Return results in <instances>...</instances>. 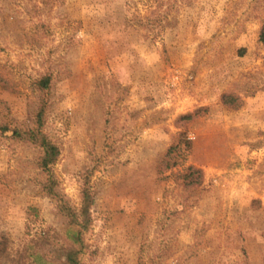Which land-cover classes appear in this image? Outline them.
I'll return each mask as SVG.
<instances>
[{
  "label": "rangeland",
  "instance_id": "1",
  "mask_svg": "<svg viewBox=\"0 0 264 264\" xmlns=\"http://www.w3.org/2000/svg\"><path fill=\"white\" fill-rule=\"evenodd\" d=\"M263 25L264 0H0V123L35 128L43 106L60 149L47 171L0 131V264L72 247L84 264H264Z\"/></svg>",
  "mask_w": 264,
  "mask_h": 264
},
{
  "label": "trees",
  "instance_id": "2",
  "mask_svg": "<svg viewBox=\"0 0 264 264\" xmlns=\"http://www.w3.org/2000/svg\"><path fill=\"white\" fill-rule=\"evenodd\" d=\"M260 41L264 44V25L261 28L260 35H259ZM41 88L47 89L50 84V78L44 77L40 80ZM228 98L224 99V102H229ZM44 114H45V108L41 106L39 111L36 115V121H35V128L30 129H19V128H12L9 124H2L0 123V131L6 132V131H12L13 136L21 139V140H28L32 143H35L39 145L43 150V155L40 159V166L47 170H51V166L58 160V157L60 155V149L59 147L53 143L47 135L43 132V122H44ZM171 151V150H170ZM169 151V153H170ZM189 170H196L200 171L194 167H189ZM199 181V179H198ZM54 185H51L49 188L52 190V187ZM52 192V191H51ZM94 202V195L93 193L88 189L84 188L82 190V205L78 213L70 212L69 215L71 216V222L74 225H77L80 230H76L75 233H73V239L76 242H81V233L80 231L83 229H87L89 227V224L91 222V207ZM82 253V249L79 247H72L67 250L66 252V263L67 264H84L80 260V254Z\"/></svg>",
  "mask_w": 264,
  "mask_h": 264
}]
</instances>
